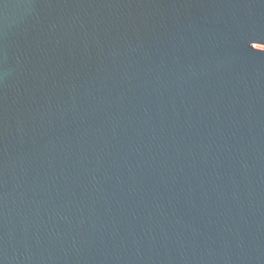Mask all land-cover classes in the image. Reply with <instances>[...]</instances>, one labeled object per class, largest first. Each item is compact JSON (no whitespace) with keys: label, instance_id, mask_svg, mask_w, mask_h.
Wrapping results in <instances>:
<instances>
[{"label":"water","instance_id":"95a60500","mask_svg":"<svg viewBox=\"0 0 264 264\" xmlns=\"http://www.w3.org/2000/svg\"><path fill=\"white\" fill-rule=\"evenodd\" d=\"M0 264H264V0H0Z\"/></svg>","mask_w":264,"mask_h":264}]
</instances>
